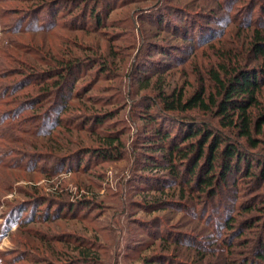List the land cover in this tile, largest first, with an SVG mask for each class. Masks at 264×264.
Returning <instances> with one entry per match:
<instances>
[{
    "label": "rangeland",
    "instance_id": "374dc122",
    "mask_svg": "<svg viewBox=\"0 0 264 264\" xmlns=\"http://www.w3.org/2000/svg\"><path fill=\"white\" fill-rule=\"evenodd\" d=\"M250 2L257 11L264 4L225 0V7L235 4L236 15L219 10V19L234 20V30L220 29L214 42L195 47L161 30L155 18L162 5L202 11L212 9L205 4L216 5L213 0H0V121L28 129L35 119L43 133L33 144L20 140L27 132H15V142L0 133V264H264L260 176L239 177L236 187L211 199L146 165L145 149L152 148L143 138L151 128L143 113L157 88H213L211 69L237 65V57L218 62L217 54L243 51L247 29L238 24L247 21ZM95 7L105 26L88 18ZM162 45L179 61L163 64ZM66 58L79 63L60 91L73 87L81 98L63 105V126L56 127L62 107L55 101L57 87L48 88L49 106L33 105L45 81L66 73L56 69ZM187 113L230 135L210 113ZM97 114L105 124L84 128L86 118ZM114 130L124 133L114 157L93 156L106 131ZM258 137L260 145L246 152L264 160V132Z\"/></svg>",
    "mask_w": 264,
    "mask_h": 264
},
{
    "label": "trees",
    "instance_id": "16d2710c",
    "mask_svg": "<svg viewBox=\"0 0 264 264\" xmlns=\"http://www.w3.org/2000/svg\"><path fill=\"white\" fill-rule=\"evenodd\" d=\"M213 1L216 2V5L205 4L212 9L202 11L180 4L162 5L160 7L162 10L159 11V16L155 18L154 22L161 30H170L173 36L182 38L192 46H205L220 36V29L229 30L230 27H234L229 25L235 22L231 19L228 24L225 19L224 22L219 19V10H227V17L228 15L235 16L236 14L232 12L235 4L231 3L225 7V0ZM112 4L113 2L107 4L108 8H114L111 7ZM154 6L156 7L153 5L147 8ZM248 7L247 15L244 17L247 18V21L245 22L241 18V23L238 24L247 29L248 41L243 39V51L235 56L232 53H225L223 56H220V53L217 54L218 62L220 58L231 62L234 57H237V65L229 68L227 67L228 63H220L218 69H211L209 79L212 80L213 88L202 84L194 91L186 92L182 88H174L169 91L165 85H162L157 88L153 103L146 105L148 109L143 113V117L151 126L143 135L144 145L152 148L145 149L146 165L158 166L161 170L168 171L176 181L175 183L187 186L188 190L208 195L211 199L216 197L220 190L236 187L239 177L249 179L260 176V181L264 182V160L246 152V147L257 148L260 145L262 140L258 136L264 132V4H259L258 11L256 2H250ZM141 10L144 11V7ZM99 13L100 10L95 7L90 10L88 18L94 19L100 27L105 26L106 23L101 19ZM233 30L230 28L229 31ZM167 47V45H162L157 49L160 50L162 57H167L163 64L168 67L169 64L173 65L178 62L179 57H175V53L169 52ZM174 57L177 60L174 61ZM62 62V65L56 69L58 71L62 69L66 73L62 72V74L45 81L42 85L44 87H41L42 96L40 95L39 102L33 106L37 108L49 106L53 102L50 99L49 86L52 84L51 87L58 88L57 93L61 92L60 90L68 80L65 78L72 75L79 60L66 58ZM106 64L101 67L106 68ZM103 71L106 70L103 69ZM141 73L147 74V72ZM42 83L41 80L37 82L39 85ZM72 88L68 93L61 92V95L57 94L56 96L60 99L55 101L62 103L59 114L56 116V127L63 126L62 116L68 110L63 109V105L65 107L67 104L70 107L69 103L72 99L81 98V93L73 94ZM83 89L88 92L90 87L87 86ZM12 98L17 102L15 96ZM187 112L210 113V118H218V123L228 129L230 135L217 130L209 121L199 122L198 114L192 115ZM51 117L52 115H50V121ZM48 119L47 116L45 119L47 125L50 123ZM105 120L101 115H91L86 118L84 128H88L93 123L104 125ZM25 121L26 123L31 122V120ZM38 122L34 119L28 129H22V127H17L18 123L2 119L0 133L4 139L15 142L19 141L15 132H27L28 138L20 140L25 144H33L43 135ZM69 134L73 135L72 132ZM123 136L124 133L119 130L106 131L100 142L103 147L96 149L93 156H100L104 159L113 158L114 149L118 151L119 145L124 143ZM87 150L89 155L91 149ZM256 167H259V171L256 170ZM167 202V200L163 201V204ZM247 209L252 211V207ZM261 218L264 221V217ZM227 224L233 227V222L229 221ZM263 239L264 237L261 240ZM259 245V258L264 262V242Z\"/></svg>",
    "mask_w": 264,
    "mask_h": 264
}]
</instances>
